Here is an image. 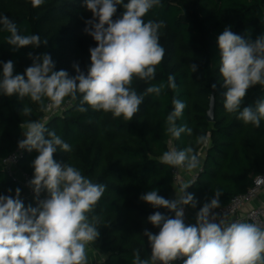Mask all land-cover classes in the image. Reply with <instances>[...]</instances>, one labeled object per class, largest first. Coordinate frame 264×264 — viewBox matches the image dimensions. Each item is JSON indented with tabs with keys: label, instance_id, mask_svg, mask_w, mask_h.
<instances>
[{
	"label": "trees",
	"instance_id": "trees-1",
	"mask_svg": "<svg viewBox=\"0 0 264 264\" xmlns=\"http://www.w3.org/2000/svg\"><path fill=\"white\" fill-rule=\"evenodd\" d=\"M161 4L151 9L144 20L164 21L160 43L166 49L165 57L157 66L154 80L147 83L134 80L133 87L138 94L142 93L150 84L166 83L171 74L177 88H165L159 97L146 96L131 121L113 118L111 113L94 111L87 105L86 112H79V100L70 101L67 97L58 107L59 112L46 121V112L40 111L39 104L29 97L0 94L1 160L11 156L18 141L25 138L24 125L30 120L39 121L72 147L71 152L58 149L54 154L57 162L68 163L94 183L107 186L94 212L89 214L90 218L100 217V235L95 242L105 256V264H132L137 251L142 259L149 258L151 247L143 232L147 229L155 234L159 228L148 222V216L159 211L174 217L168 209L153 208L140 199L154 189L165 199H173L174 167L160 160L170 148L180 150L191 145L201 160L200 168L191 172L196 179L187 190L197 201L196 212L214 197L216 190L223 194L219 198L220 208L214 211L228 206L233 198L247 193L255 177L264 173V120L256 128L244 124L237 118L238 113H229L224 108L226 89L219 73L218 47V36L227 26L253 41L264 35V0H161ZM123 11L118 6L113 19ZM3 15L17 24L21 34H39L41 40L47 39V44L13 51L6 41L9 33L0 25V72L3 63L12 60L14 74H23L33 63L29 53L49 54L55 63L54 70H66L70 76L76 74L73 65L77 63L87 72L91 62L89 49L97 44L84 31L86 21L92 19L84 0H44L38 7H33L31 0H0V16ZM191 65L196 66L195 72ZM174 97L186 104L177 120L178 126L192 129L191 136L182 134L178 140L166 133V117L173 110ZM262 98L264 88L260 85L249 88L241 110L254 106ZM212 99L214 123L207 120ZM25 106L32 109L30 116L24 115ZM201 135H207L206 145L196 144ZM37 155L35 150L27 151L18 165L21 172L32 178V162ZM17 187L21 189L25 207L29 204L35 207L25 197L21 185L0 164V195L14 197Z\"/></svg>",
	"mask_w": 264,
	"mask_h": 264
},
{
	"label": "clouds",
	"instance_id": "clouds-1",
	"mask_svg": "<svg viewBox=\"0 0 264 264\" xmlns=\"http://www.w3.org/2000/svg\"><path fill=\"white\" fill-rule=\"evenodd\" d=\"M31 3L38 7L44 0H31ZM84 4L92 13L84 31L97 44L89 49L91 62L87 72L77 63L73 65L76 74L70 76L66 70H54L55 63L49 54L33 56L29 53L33 63L23 74H14L12 60L3 63L0 94L18 95L21 99L29 97L43 112L58 108L67 97L70 101L79 100V112H86L87 105L94 111L111 113L113 118L131 121L146 96L159 97L165 88H177L171 74L166 83L150 84L142 93L138 94L133 87L134 80L145 83L154 80L157 66L165 57L166 49L160 43L164 21L144 20L151 9L162 6L161 0H127V3L124 0H84ZM118 6L124 11L114 20ZM0 25L9 33L6 41L13 46V51L47 44V39L41 40L39 34H21L7 15L0 16ZM218 47L219 73L226 89L224 108L229 113H238L237 118L244 124L259 128L264 120V98L242 110L241 105L249 88L255 85L264 88V35L253 41L227 26L218 36ZM191 69L192 72L197 70L195 65H191ZM212 88L215 89L216 84ZM172 105L173 110L166 117V133L175 140L182 134L191 136V128L177 124L186 104L174 97ZM22 111L25 116L32 113L27 106ZM24 127L25 138L18 141V148L38 153L32 162L33 178L28 182L36 206L25 207L19 187L14 197L0 195V264H88V246L100 235V217L92 215L90 218L89 214L94 212L107 186L94 183L76 167L54 159L58 149L72 151L55 131L32 120ZM207 143V135L196 138L198 145ZM160 160L189 173L201 166L191 145L180 150L172 147ZM192 184L182 182L179 194L172 200L158 195L155 189L141 195L142 201L153 208H166L174 217L159 211L148 216V222L159 228V232L144 230L151 254L142 259L137 251L132 264H174L177 260H182L183 264H264V226L228 221L226 215L219 216L214 210L221 206L219 198L223 193L220 190L197 212L195 224L185 223V206H197L194 195L186 192ZM42 193H46L43 199Z\"/></svg>",
	"mask_w": 264,
	"mask_h": 264
},
{
	"label": "built area",
	"instance_id": "built-area-1",
	"mask_svg": "<svg viewBox=\"0 0 264 264\" xmlns=\"http://www.w3.org/2000/svg\"><path fill=\"white\" fill-rule=\"evenodd\" d=\"M51 112L57 114L59 112L58 108L51 110ZM47 121V120H46ZM27 150H21L17 148L15 152L6 159L1 160L0 164L4 167L7 174L18 184L25 191V197L29 200H33V191L28 186V182L32 179V177L28 174L21 172L18 168V165L26 154ZM183 168H175L173 170V174L175 176V183L180 184L181 176H182ZM196 178L194 177L191 182L193 183ZM264 191V173L255 177L253 186L247 191V193L237 196L232 199L231 203L219 209L216 213L219 216H225L226 220L233 221V220H240L243 222H250V223H258L264 226V207L259 208H252L247 210L246 208L251 205L260 194ZM45 197V194H41V199ZM35 203V202H34ZM186 216V213H185ZM187 224V222L185 221ZM183 262L182 260H177L174 264H178Z\"/></svg>",
	"mask_w": 264,
	"mask_h": 264
},
{
	"label": "crops",
	"instance_id": "crops-1",
	"mask_svg": "<svg viewBox=\"0 0 264 264\" xmlns=\"http://www.w3.org/2000/svg\"><path fill=\"white\" fill-rule=\"evenodd\" d=\"M195 177L194 173H188L183 171L181 176V182L180 184L187 183L191 181ZM180 184H176L174 187L173 192V199L176 198V194H179V186ZM188 189H186L187 192ZM264 207V191L260 194V196L255 200L251 205H249L246 209H252V208H259ZM185 221L187 224H195L196 220V210L190 206H185ZM96 248V242L88 246L87 249V255H88V264H105V256ZM97 250V251H96ZM93 251V252H92Z\"/></svg>",
	"mask_w": 264,
	"mask_h": 264
},
{
	"label": "water",
	"instance_id": "water-1",
	"mask_svg": "<svg viewBox=\"0 0 264 264\" xmlns=\"http://www.w3.org/2000/svg\"><path fill=\"white\" fill-rule=\"evenodd\" d=\"M207 120L210 123L215 122V100L212 99L211 104H210V110L208 112Z\"/></svg>",
	"mask_w": 264,
	"mask_h": 264
},
{
	"label": "rangeland",
	"instance_id": "rangeland-1",
	"mask_svg": "<svg viewBox=\"0 0 264 264\" xmlns=\"http://www.w3.org/2000/svg\"><path fill=\"white\" fill-rule=\"evenodd\" d=\"M45 115H46L45 119H47V121H50V120L52 119V117L54 116V113L51 112V111H47V112L45 113ZM45 119H44V120H45ZM95 249L98 250L97 247H96ZM97 250H96V251H97ZM92 252H93V251H92Z\"/></svg>",
	"mask_w": 264,
	"mask_h": 264
}]
</instances>
